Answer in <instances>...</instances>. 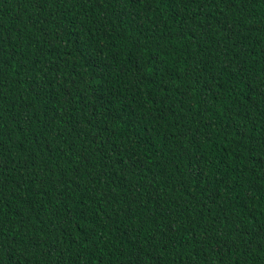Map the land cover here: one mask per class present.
<instances>
[{
    "label": "trees",
    "instance_id": "obj_1",
    "mask_svg": "<svg viewBox=\"0 0 264 264\" xmlns=\"http://www.w3.org/2000/svg\"><path fill=\"white\" fill-rule=\"evenodd\" d=\"M0 264H264V0H0Z\"/></svg>",
    "mask_w": 264,
    "mask_h": 264
}]
</instances>
